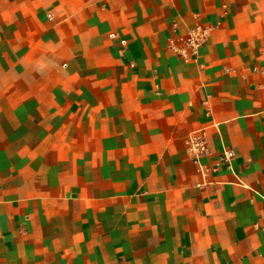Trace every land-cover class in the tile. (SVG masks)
<instances>
[{
  "label": "crops",
  "instance_id": "obj_1",
  "mask_svg": "<svg viewBox=\"0 0 264 264\" xmlns=\"http://www.w3.org/2000/svg\"><path fill=\"white\" fill-rule=\"evenodd\" d=\"M0 264H264V0H0Z\"/></svg>",
  "mask_w": 264,
  "mask_h": 264
},
{
  "label": "built area",
  "instance_id": "obj_2",
  "mask_svg": "<svg viewBox=\"0 0 264 264\" xmlns=\"http://www.w3.org/2000/svg\"><path fill=\"white\" fill-rule=\"evenodd\" d=\"M212 31L213 28L210 26L197 25L187 36L181 39V42H183L190 51L185 48H176V46H173L172 48L185 56L195 55L198 49L207 43ZM205 135V130L196 131L191 135L188 141L189 151L198 159L208 151ZM233 156L234 153L232 151H226L224 159L229 161Z\"/></svg>",
  "mask_w": 264,
  "mask_h": 264
}]
</instances>
